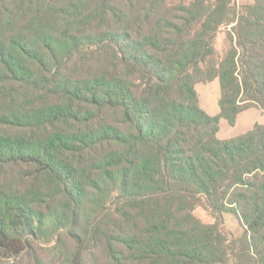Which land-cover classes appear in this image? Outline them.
Masks as SVG:
<instances>
[{"label":"trees","instance_id":"obj_1","mask_svg":"<svg viewBox=\"0 0 264 264\" xmlns=\"http://www.w3.org/2000/svg\"><path fill=\"white\" fill-rule=\"evenodd\" d=\"M250 108L264 0H0V264H264V124L218 135Z\"/></svg>","mask_w":264,"mask_h":264},{"label":"rangeland","instance_id":"obj_2","mask_svg":"<svg viewBox=\"0 0 264 264\" xmlns=\"http://www.w3.org/2000/svg\"><path fill=\"white\" fill-rule=\"evenodd\" d=\"M251 0H237L238 4L248 3ZM226 34L224 31L220 32L217 37V48L223 52L226 44ZM196 90L200 96L201 108L210 115H218L220 112L219 100L221 96L220 81L218 78L211 82L198 83ZM255 123L264 124V111L258 108H250L241 112L235 125L229 124L225 119L220 121V131L218 133L221 139L237 136L253 128ZM197 215L206 222H211L213 219L203 210L199 208L196 211ZM225 228L239 237L243 234L244 229L241 222L236 215L232 213H225Z\"/></svg>","mask_w":264,"mask_h":264},{"label":"crops","instance_id":"obj_3","mask_svg":"<svg viewBox=\"0 0 264 264\" xmlns=\"http://www.w3.org/2000/svg\"><path fill=\"white\" fill-rule=\"evenodd\" d=\"M238 120V119H237Z\"/></svg>","mask_w":264,"mask_h":264}]
</instances>
